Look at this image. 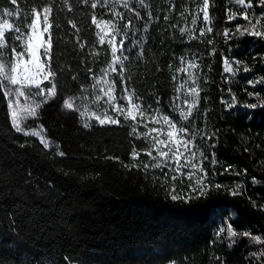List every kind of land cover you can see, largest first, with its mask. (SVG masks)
I'll return each instance as SVG.
<instances>
[{"label": "trees", "instance_id": "16d2710c", "mask_svg": "<svg viewBox=\"0 0 264 264\" xmlns=\"http://www.w3.org/2000/svg\"><path fill=\"white\" fill-rule=\"evenodd\" d=\"M40 2L18 0L22 13L29 15ZM72 3V12H59L53 20L59 26L52 31L53 66L64 69L57 81L58 95L43 104L38 117L23 124L26 131L34 129L39 135L14 130L0 89V264H264V243L238 235L232 244L216 236L219 227L232 223L238 233L247 231L264 241V84L247 83L264 78V38L234 34L237 24L247 26L245 6L235 0H209L210 22L203 21L198 10L202 0H146L148 9L136 5L143 17L139 20L118 8L125 15L120 27L129 34L125 80L139 97L135 102L163 109L178 127L191 131L194 124L202 129L193 144L209 161L212 153L219 161L215 167L205 163L209 179L224 187L187 201L169 195L173 184L179 195H190L187 178L172 181L168 168L150 166L147 152H156L138 129L133 135L136 122L120 116L118 124L100 125L94 117L81 116L76 107L64 106L70 97L91 95L93 73L98 75L110 59L107 43H96L97 30L91 25L93 13L98 19H113L108 8ZM251 5L250 19L264 16L259 0H251ZM5 7L15 11L10 0H0V10ZM148 12L153 22L146 26ZM229 13L235 17L232 21L227 20ZM165 15L170 19L165 21ZM128 18L133 25L124 29ZM69 19L77 22L79 41ZM20 23H25L23 18ZM181 27L194 29L198 38L190 40ZM207 27L213 31L201 37L199 29ZM225 28L230 29V39L223 35ZM135 40L144 44L142 56ZM181 57L195 60L192 74L201 89L197 110L187 121H180L179 108L172 107L174 97L183 98L176 91L186 79ZM225 59L235 75L224 72ZM112 77L119 97L124 85L114 73ZM252 103L258 107H247ZM86 122L91 127H84ZM213 132L214 138L207 139ZM41 140L50 146L45 148ZM133 149L139 153L135 159ZM228 165L232 171L221 175ZM238 186L241 194L232 195L230 189ZM210 203L221 210L214 218L206 211Z\"/></svg>", "mask_w": 264, "mask_h": 264}, {"label": "snow or ice", "instance_id": "6c2138e0", "mask_svg": "<svg viewBox=\"0 0 264 264\" xmlns=\"http://www.w3.org/2000/svg\"><path fill=\"white\" fill-rule=\"evenodd\" d=\"M77 3H83L89 5L91 9H97V7L108 8L112 14L113 19L103 20L98 19L96 14L91 16V25L95 26L97 30L95 36L98 37L96 43L104 45L107 43L110 51V59L107 63V67L101 68L99 74L93 73L92 75V92L91 95L95 97L93 103L95 105V111L92 115L95 116V120L100 125L106 124H118L120 123L119 117L123 116L124 121L136 122L139 117V123H134L132 127L133 135L136 134L137 128L140 123L147 129L142 134L144 141L156 152L153 156L152 151H148L147 155L152 157L153 163L150 165L154 169L167 167L171 163L175 164L172 169L176 174L172 175L171 180H182L185 175L188 180L187 188L190 195L182 196L178 194V190L173 184L169 191V195L172 200L185 199L190 201L191 199L206 198L213 190H219L223 185L220 183H213L209 179L208 164L215 167L219 161L216 159L215 153H212V158L209 161L207 156L202 153L199 161L196 159V151H194L193 141L202 133V129L196 128L193 124L191 131L185 127H178L176 121H174L169 115L163 113V109H152L149 105L148 108H144L142 104H138L135 101L139 99L134 91H130L125 80L126 69L125 61L129 59L125 55V44L128 40V32L122 31L120 27V21L125 19L124 12L118 10L122 7L128 13H134L135 19H143L140 12L137 11L136 5L141 8L148 9L149 4L146 0H76ZM11 5L15 6V11L5 7L0 10V89L4 91V96L7 98V107L11 116V123L14 130L18 133H22L25 136H37L36 131H26L23 124L30 118H36L39 115V109L43 104L51 98L58 95L59 84L57 83L59 75L63 73V68L53 66L52 59V47L54 37L52 31L54 27H59L53 24L55 15L59 12L67 11L72 12L74 4L72 0H41L38 6H32L30 8V15L22 13L18 0H10ZM236 5H244L243 19L247 21V26L237 24L235 26V33L243 37L245 35H251L256 38H264V16L257 15L254 20L250 19L249 11L252 7L251 0L246 5L245 0H235ZM259 5L264 6V0H259ZM203 13V21L210 22L209 16V0H202V7L198 9ZM187 11V9L185 10ZM183 16V13H181ZM2 17H7L3 19ZM25 21L21 25V19ZM235 17L229 13L227 16L228 21H232ZM30 19V23L27 22ZM158 19V17L156 18ZM168 15L164 16V20H169ZM10 20H15L13 24ZM153 22V14L147 13L146 26ZM73 29H76V38L79 41L80 29L77 26V22L73 19L67 21ZM191 23L197 24V18L193 17ZM133 25V20L128 18L127 22L123 25L124 29H128ZM174 26V25H173ZM146 30V27H145ZM179 31L183 34L188 33L189 39H197L194 29H186L181 27ZM212 27L200 28L199 35L202 37L206 33H211ZM47 35L48 39L43 37ZM225 37L231 38L230 29L225 28L223 31ZM117 36L120 39L117 41ZM11 41V43H9ZM18 42V43H17ZM207 43L211 44L212 40H208ZM135 44L139 45L141 51L138 55L144 54V44L142 40H135ZM80 47L83 48L84 44L81 43ZM95 47V45H93ZM11 49V54H8V49ZM19 48V50H18ZM213 52L215 49L213 48ZM94 56L99 57V53H93ZM43 57L44 59H41ZM187 63L188 68H196L197 64L195 60H187L181 57V63ZM224 72L236 73L233 70L232 63L225 59ZM237 68H239L241 62L235 61ZM188 68H182L181 71H187ZM88 72H92V69H87ZM243 71H250L248 67H244ZM115 74L119 78V81L124 85L122 94L118 97L116 92V80L113 79L112 74ZM75 79V78H74ZM130 79V78H129ZM175 79V77H173ZM48 83L45 84L44 82ZM248 84H264V78L253 81L248 80ZM186 89V91H184ZM177 93L182 94L174 97L173 110L179 108L180 121H187L193 117L194 110H197V106L200 102V91L198 86V77L193 76L191 72H188V80H185L177 89ZM84 93L88 92L87 88L83 89ZM259 95V93H249V95ZM21 98L25 103H21ZM85 97H70L64 101V106L68 109H73L74 104L77 102L85 101ZM233 99H235L233 97ZM119 100L125 101L124 104L118 103ZM179 101V104L176 102ZM159 104V98L156 101ZM103 105V107H102ZM229 108L233 107L232 104L227 105ZM251 109L258 107L257 104L252 103L247 105ZM186 108V111H185ZM111 110L114 116L108 115V110ZM81 116H85V112L80 113ZM152 121L158 125V127H148L145 120ZM84 127H91L90 123H85ZM215 136L213 132L212 136H207V139L211 140ZM140 138V137H138ZM203 138V137H201ZM41 143L45 148L50 145L41 140ZM215 145H213L214 147ZM247 151V149H245ZM59 155L63 156L64 153L60 152ZM135 159L139 153L133 149L131 153ZM114 159H119L115 157ZM133 167H139V165H132ZM145 170L149 165H143ZM187 168V173H183L182 169ZM232 171V166L228 165L221 175ZM246 171V170H245ZM211 175L215 176L214 171ZM239 175V173H237ZM255 183V178H253ZM232 195H238L240 193V187L230 189ZM208 215L214 218L220 213V209L214 205L209 204L206 206ZM238 235L243 237H250L256 243H264L260 236H251L250 232H243L242 234L234 230L232 223H227V226H221L216 232V236L226 237L228 240L235 244ZM231 246V245H230ZM264 257V253H261Z\"/></svg>", "mask_w": 264, "mask_h": 264}, {"label": "rangeland", "instance_id": "374dc122", "mask_svg": "<svg viewBox=\"0 0 264 264\" xmlns=\"http://www.w3.org/2000/svg\"><path fill=\"white\" fill-rule=\"evenodd\" d=\"M43 39L47 40L48 39L47 35H45L43 37ZM117 41H118V39H117ZM41 59H44V58L41 57ZM183 68H188L186 62L183 64ZM184 72H185V75H186V79H184L183 82L185 80H188V72H191L192 73V68H188V70L187 71H184ZM46 82L47 81H45L44 83H46ZM184 91H186V89ZM94 99H95L94 96L88 95L86 97L85 101H83V102H77V104H74V107H76L80 111V113L81 112H85V116H83L84 118H86V119H88L90 117H94L95 118V116L92 115V112L96 110L95 109V105L93 103ZM21 103H25V101L23 100V98H21ZM118 103L124 104V103H121L120 101H118ZM102 107H103V105H102ZM108 115L115 117V114L110 109L108 110ZM136 123H139V117L137 118ZM145 123L148 124V127H158L157 124H155L152 121H148L147 119L145 120ZM137 129H138V131H139L140 134H143V133H145L147 131V129L143 126V123H140V126ZM30 131H36V130L33 129V130H30ZM193 150L196 151V159H197V162H198L199 161V158H200V155H201V152H200V150H198L197 146H195ZM174 167H175V164L174 163H171V162H170V165L166 167V168H168V171H169L168 173L171 175V177H172V175L176 174L172 170V169H174ZM187 171H188L187 168L182 169V172L185 173V174L187 173ZM183 179H186V175H185V177ZM171 264H173V263H171Z\"/></svg>", "mask_w": 264, "mask_h": 264}]
</instances>
